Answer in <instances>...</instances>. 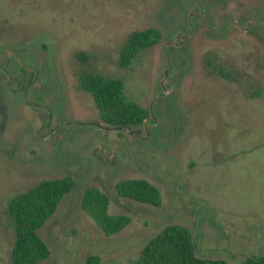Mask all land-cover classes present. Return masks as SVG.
Listing matches in <instances>:
<instances>
[{
    "label": "rangeland",
    "instance_id": "obj_1",
    "mask_svg": "<svg viewBox=\"0 0 264 264\" xmlns=\"http://www.w3.org/2000/svg\"><path fill=\"white\" fill-rule=\"evenodd\" d=\"M228 19L240 25L226 27ZM145 27L159 38L121 63L127 35ZM163 51L181 66L171 89L177 103L164 96L159 108L167 124L145 139L128 134L133 150L116 131L98 143L89 126L97 107L79 75L120 78L124 94L153 113ZM19 57L43 83L41 117L22 88L8 86ZM0 65V264H12L7 197L63 175L73 185L37 229L49 253L35 264H131L167 223L189 229L199 256L240 262L264 254V0H0ZM45 112L63 126L38 138ZM137 127L146 136V123ZM123 178L153 183L158 204L119 193ZM90 185L107 194L108 212L129 217L126 225L105 233L83 210Z\"/></svg>",
    "mask_w": 264,
    "mask_h": 264
},
{
    "label": "trees",
    "instance_id": "obj_2",
    "mask_svg": "<svg viewBox=\"0 0 264 264\" xmlns=\"http://www.w3.org/2000/svg\"><path fill=\"white\" fill-rule=\"evenodd\" d=\"M158 38L159 31L154 27L131 31L120 48V62L125 64ZM78 84L91 93L102 118L139 122L147 114L146 107L124 94L118 77L84 72L79 75ZM72 185L69 175L44 178L7 197L4 213L12 228L9 250L12 264H35L48 256V246L37 229ZM114 187L122 195L155 204L159 202L156 186L144 178L119 179ZM108 202L107 194L95 185L81 192V207L105 233L115 232L129 221L126 214L108 212ZM89 259L96 263L98 257ZM131 264H264V254H250L240 262L199 256L195 253L189 229L179 223H167L142 244Z\"/></svg>",
    "mask_w": 264,
    "mask_h": 264
},
{
    "label": "flooded vegetation",
    "instance_id": "obj_3",
    "mask_svg": "<svg viewBox=\"0 0 264 264\" xmlns=\"http://www.w3.org/2000/svg\"><path fill=\"white\" fill-rule=\"evenodd\" d=\"M190 12H191L190 14H192L193 10L190 11ZM245 21L242 24H244ZM227 23L229 25H232V26H239L240 25L239 21L236 22L233 19L232 20L228 19L226 21V23L224 24V25H226V27H228ZM189 24H191L192 27H195V24H193V22L190 23L189 19H187V16H186L185 25H187V27H188ZM221 29H222V27H221ZM221 29L220 30L212 29V30L213 31L215 30L216 32L221 33V31H222ZM221 34H223V33H221ZM175 36H177V33H175ZM174 43H175V41H172L170 44H174ZM181 50H182V46H181V48L179 46L176 49V54L180 55ZM162 55L165 58V60L167 61V66L164 65L161 68V74H160V77L157 80L156 90L153 93V95L156 96V98H158L157 99L158 101L159 100H162V101H161V103H159V105H157V103H155V102H157V100L156 101L154 100V105H153V108H152L153 109V113L152 114H150L148 108L146 107L147 108V114L139 122H135V121H132V122H128V121L127 122H119V121H116L114 119L102 118L100 116L99 109H98V107H97V105L95 103V100H94V98L92 96V99H93V101H94V103H95V105L97 107V115H98V117L97 118H95V117L90 118L92 120V122L90 124L89 123L88 124H89V126L90 125L93 126V127L90 126L91 127V131H92V136L98 141V143H101V140H102V142L104 144H106V142H104L106 140H103L104 139L103 138L104 135H106L109 132L116 131L117 134H121V136L123 138L122 140H123V142L126 143L127 147L129 149L133 150V145L129 141L128 134L130 135V133H133L132 134L133 136H135L137 138L141 137V138L145 139L152 133L153 129L158 128L160 125L167 124V121L165 119L164 114H163V117H164V122L163 123H162V119L160 117L161 115L158 116L159 112H160L159 108L162 111V104L165 101L164 96H170L174 100V102L177 103L176 99H175V95L172 94L171 89L173 88V85H175L177 79L179 78V70H180L181 66H180V64L178 65L179 62L177 61V58L175 57L176 55L173 58V56L168 55L164 51L162 52ZM177 57H178V55H177ZM175 58H176V60H175ZM16 61H17V63H19V66H20L19 67L20 74L18 73L19 74L18 76H14V75H12L11 73H9L7 71L6 72L7 73L6 76H7L8 86L10 85V87L12 89H16V90H18V88H22L25 101L28 102L27 104L31 105L33 108L34 107L37 108V106L40 105V107L43 108V111H46V107L43 106V104L41 102L40 103L38 102L39 100L43 101L42 95L40 94V90L38 89V88H41L43 83L41 82L39 77L35 74V71H34V68H33L34 64L31 63V62H27L26 59H23V58H20V57L16 58ZM0 69H1L0 70V75H2L4 73V71L7 70L3 65H0ZM172 69H174V70L172 71ZM29 70H30V72H29ZM1 72H3V73H1ZM27 72H29V74ZM11 77L14 78V79H17L18 86L15 87L14 85L12 86L10 84V81H12ZM30 86H32V90H30L31 94L28 91ZM81 89H83L84 91L87 92V90H85L84 88L81 87ZM30 97H32L34 101H31L29 99ZM155 105H156V108L154 107ZM36 110L39 113V107ZM162 113H163V111H162ZM40 114L41 113H39V115ZM41 115H40V117H41ZM46 115H47V112H45V114H43V118L44 119H41V122H40L39 126L37 127L36 136L38 138H40V137H42L44 135L46 136V138L47 137L50 138V137L57 136L60 133V130H61L62 126H63V124H61V125L60 124L58 125L57 123L51 124L50 120H52V116H47L46 117ZM145 123L148 126V130L146 132V136L143 135V134H138L134 130H131L130 132L128 131V130H130L132 128H138L137 126H142ZM114 126H119L120 128H115ZM121 129H122V132H118V130L120 131ZM98 130H101V135L98 133ZM40 131H45V133L44 134L40 133V136H39L38 133ZM95 148H97V147H94V149ZM111 150H113V153H114V151L116 152V148L113 147V146H112ZM94 151H93V155H95Z\"/></svg>",
    "mask_w": 264,
    "mask_h": 264
},
{
    "label": "water",
    "instance_id": "obj_4",
    "mask_svg": "<svg viewBox=\"0 0 264 264\" xmlns=\"http://www.w3.org/2000/svg\"><path fill=\"white\" fill-rule=\"evenodd\" d=\"M148 110H149V112H150V114H152L151 113V108L150 107H148ZM115 128H120L119 126H114ZM129 129V128H128ZM127 129V130H128ZM131 130H134L135 132H138V130H139V128H132V129H130V130H128L129 132L131 131Z\"/></svg>",
    "mask_w": 264,
    "mask_h": 264
}]
</instances>
